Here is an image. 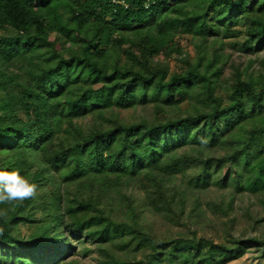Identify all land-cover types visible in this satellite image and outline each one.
I'll use <instances>...</instances> for the list:
<instances>
[{
  "label": "trees",
  "instance_id": "trees-1",
  "mask_svg": "<svg viewBox=\"0 0 264 264\" xmlns=\"http://www.w3.org/2000/svg\"><path fill=\"white\" fill-rule=\"evenodd\" d=\"M13 169L38 188L0 204V264H72L87 242L101 264L263 260L264 238L230 229L245 194L264 222V0H0V170ZM207 210L229 239L204 236L218 233Z\"/></svg>",
  "mask_w": 264,
  "mask_h": 264
},
{
  "label": "rangeland",
  "instance_id": "rangeland-1",
  "mask_svg": "<svg viewBox=\"0 0 264 264\" xmlns=\"http://www.w3.org/2000/svg\"><path fill=\"white\" fill-rule=\"evenodd\" d=\"M188 37H185L183 41H181V44L188 49V55H193L192 48L187 44ZM225 43H229L225 41ZM226 51H230L233 53V60L236 63L241 64L242 66L246 65V62L248 59L254 60V63L251 66V69L258 68V60L254 55H244L240 52L236 51L234 48L230 47V45H227L225 47ZM178 62L173 58L171 60V68L173 71L177 69ZM231 74L230 68H226L225 70V76H228ZM137 195V194H136ZM254 199H249V197L245 194L243 196L242 202L239 201L238 198H236L235 201V212L233 215L236 217V222L234 223L233 227L230 229V234L235 238H240L241 235H243V238L248 237H260L264 238V222L254 228L252 225V219L250 218V215H247L245 213V210L243 208H246L249 204L254 203ZM257 210V207H251L250 211L254 212ZM207 215L211 216V219L216 220V228L218 229V233L215 234L212 231H207L204 236L207 238H212L214 243H222L225 241V239H229V236H226V230H229V228L224 227L222 222L218 219H216V215H212L210 210H207ZM143 216L146 219H151L154 223V229L156 232H163L169 225L164 224V219H162L158 215L150 216V214L145 211L143 213ZM183 226H176L172 228V233L174 231H180L183 230ZM253 228V229H252ZM203 235V234H202ZM199 234V236H202ZM84 248L90 249V251L85 255L84 254ZM124 253V251H122ZM258 252L255 249H250L246 252V254L235 261H231L228 264H264V259H257ZM101 254L97 252L96 246L93 243H82L77 245L76 252L72 256L68 258V262H72V264H101ZM140 258V254H136V260Z\"/></svg>",
  "mask_w": 264,
  "mask_h": 264
},
{
  "label": "clouds",
  "instance_id": "clouds-1",
  "mask_svg": "<svg viewBox=\"0 0 264 264\" xmlns=\"http://www.w3.org/2000/svg\"><path fill=\"white\" fill-rule=\"evenodd\" d=\"M38 185L21 175L18 169L0 170V204L13 205L35 197ZM7 216L6 209H0V218ZM2 231V230H0Z\"/></svg>",
  "mask_w": 264,
  "mask_h": 264
}]
</instances>
